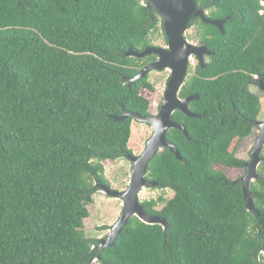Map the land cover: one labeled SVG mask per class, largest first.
<instances>
[{
	"label": "trees",
	"instance_id": "1",
	"mask_svg": "<svg viewBox=\"0 0 264 264\" xmlns=\"http://www.w3.org/2000/svg\"><path fill=\"white\" fill-rule=\"evenodd\" d=\"M146 1L0 0V264H92L97 255L99 238L85 231L94 182L110 185L103 161L132 153L133 118L109 115L154 113L148 75L124 78L154 58L126 50L151 45L160 27L166 39ZM197 1L228 18L224 31L197 21L215 53L180 90L199 93L190 108L201 115L172 114L188 131L167 132L183 159L165 146L147 168L174 192L142 201L169 229L131 216L101 264H264V178L251 182L258 211L249 209L247 159L237 154L262 118L249 81L264 78V5Z\"/></svg>",
	"mask_w": 264,
	"mask_h": 264
},
{
	"label": "water",
	"instance_id": "2",
	"mask_svg": "<svg viewBox=\"0 0 264 264\" xmlns=\"http://www.w3.org/2000/svg\"><path fill=\"white\" fill-rule=\"evenodd\" d=\"M261 2L264 5V0H261ZM146 5L150 9L153 8L154 11L164 18L163 25L168 44L167 46L147 45L142 50H135L130 47L126 50L124 52L125 55L144 57L148 54H155L157 58L147 62L135 75L124 76V78L131 85L137 79L147 76L150 71L163 69L170 71V77L166 84L160 107L156 113L141 114L137 111L126 109L121 115H109V117H113L116 120L131 116L138 121L149 123L153 128V132L147 139L142 153L139 155L127 153V156L133 163V168L130 174L129 185L125 190H118L109 184L97 180L94 182L95 187L121 199L122 211L117 221L109 226L107 236L99 238L98 253L95 257H92L93 262L95 259H101L100 251L105 246L113 245L115 239L131 216H137L146 223H161L165 231L169 229L165 217L146 211L144 204L139 198L140 191L143 187L158 184L156 180L148 179L146 174L152 157L162 148L165 146L169 147L177 158L183 159L180 149L167 137V132L172 127L181 129L188 136L186 126L172 118L173 112L179 109L188 116L201 115V113L194 112L189 107L191 100L199 98L200 95L198 92L191 93L185 97L180 96V90L188 75L190 57L193 54L199 53L204 66L203 53L210 52L207 46H197L188 38L187 31L191 26L192 20L199 17L203 21L216 25L221 31H224V23L228 18V16L223 18L209 17L207 15L206 5L201 6L197 0H147ZM253 123L259 127V133L251 150V158L245 163L247 171L241 177V180L244 196L247 198L248 208H254L255 211H258L255 208L253 200L251 182L259 176L257 169L263 159L261 152L264 146V119L255 120ZM93 250H95V246L92 247Z\"/></svg>",
	"mask_w": 264,
	"mask_h": 264
},
{
	"label": "rangeland",
	"instance_id": "3",
	"mask_svg": "<svg viewBox=\"0 0 264 264\" xmlns=\"http://www.w3.org/2000/svg\"><path fill=\"white\" fill-rule=\"evenodd\" d=\"M159 21V27L161 26ZM196 26H191L187 31V36L190 40L196 42L198 40V34ZM150 41L155 44H163L165 42V36L163 30L160 27L158 31L150 36ZM170 77V71L152 70L149 72L148 78L154 84L155 90L149 93L151 100L150 108L156 113L159 109L163 93ZM251 90L256 92L260 96L262 104V120L264 119V95L255 87L250 86ZM153 128L149 123L138 121L133 119L132 121V134L128 142L129 148L132 150V154L139 155L145 148L147 139L151 136ZM258 128L254 127L251 135L244 139L240 145L238 156L245 159H249L250 149L253 148L257 135ZM263 159L258 166L257 172L264 174V146L261 152ZM104 174L110 181V186L118 190H125L130 182V174L133 168V163L128 156H122L116 160L103 161ZM241 171H239L240 173ZM244 174V173H243ZM243 176V175H242ZM256 182V181H254ZM94 186V185H93ZM173 190L169 187H160L158 185L143 187L140 191V200H149L151 198H157L163 195L168 198L173 195ZM163 201H160L156 207H161ZM122 211V201L116 196L107 194L100 190L98 187L93 192V202L90 204V215L85 220V231L90 237L103 238L107 236L109 232V226L114 224ZM105 226V228H103ZM99 260L92 261V264H101Z\"/></svg>",
	"mask_w": 264,
	"mask_h": 264
},
{
	"label": "flooded vegetation",
	"instance_id": "4",
	"mask_svg": "<svg viewBox=\"0 0 264 264\" xmlns=\"http://www.w3.org/2000/svg\"><path fill=\"white\" fill-rule=\"evenodd\" d=\"M210 13V8H208L207 9V14H209ZM221 18V17H220ZM223 18V17H222ZM198 20H202L201 18H199V17H196L195 19H193L192 20V22H191V26H196V27H199V25L197 24V21ZM163 22H164V18H163ZM190 26V27H191ZM198 29H200V28H198ZM198 29H196V31H197V34H198V40L196 41V42H194V41H192L195 45H197V46H202V45H205V46H207L205 43H201L199 40H200V31H198ZM165 31V30H164ZM166 34V33H165ZM167 44H168V39H167V36H166V39H165V42L163 43V44H161V46H167ZM151 45H153V43L151 44ZM158 45H160V44H158ZM207 48L209 49V47L207 46ZM209 51L210 52H204L203 53V59H204V66H203V64H202V61H201V57H200V55H199V53H196V54H193L191 57H190V59H189V65H188V75H187V78H186V80L189 78V77H191V76H193V74L194 73H196V70L198 69V68H205L206 67V65H207V62L210 60V58L212 57V55L215 53V50H213V49H209ZM148 55H153L154 56V58H152V59H150V60H148V61H146L144 64H143V66L147 63V62H149V61H152V60H155L156 58H157V55H155V54H148ZM148 55H146V56H144V57H142V58H144L145 59V57H147ZM142 66V67H143ZM141 67V68H142ZM149 75V74H148ZM263 81H264V78L263 77H259V75L258 74H255V75H253V78H251L250 79V81H249V88H250V86H255L263 95H264V83H263ZM251 89V88H250ZM252 92H254V91H252ZM254 93H256V92H254ZM257 94V93H256ZM258 95V94H257ZM260 97V96H259ZM192 101V100H191ZM191 101L189 102V107H190V103H191ZM261 101V100H260ZM160 107V106H159ZM191 109V108H190ZM258 130H259V127H258ZM259 133V132H258ZM252 150V149H251ZM250 158H251V151H250ZM250 158L249 159H247V160H245L242 164L245 166V171H244V174L246 173V171H247V167H246V165H245V163L247 162V161H249L250 160ZM243 174V175H244ZM259 176L257 177V178H264V174L263 173H260L259 172V174H258ZM241 177L242 176H240V180H241ZM257 178H255V179H253L252 181H256L257 180Z\"/></svg>",
	"mask_w": 264,
	"mask_h": 264
}]
</instances>
